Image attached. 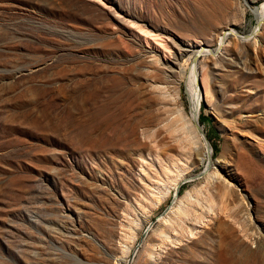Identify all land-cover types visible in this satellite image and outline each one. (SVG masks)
I'll return each instance as SVG.
<instances>
[{
  "label": "rangeland",
  "instance_id": "rangeland-1",
  "mask_svg": "<svg viewBox=\"0 0 264 264\" xmlns=\"http://www.w3.org/2000/svg\"><path fill=\"white\" fill-rule=\"evenodd\" d=\"M263 1L0 0V264H264L240 246L264 227ZM141 28L217 49L176 58L199 71L205 174L180 160L201 136L185 81L163 107ZM229 28L252 34L220 48Z\"/></svg>",
  "mask_w": 264,
  "mask_h": 264
},
{
  "label": "bare ground",
  "instance_id": "bare-ground-1",
  "mask_svg": "<svg viewBox=\"0 0 264 264\" xmlns=\"http://www.w3.org/2000/svg\"><path fill=\"white\" fill-rule=\"evenodd\" d=\"M253 11L257 17V20L262 21L264 19V1L259 6L254 8ZM257 29H258V27H255L254 31H256ZM141 30L143 32H146L144 34L145 38H144L143 44L145 45V48H144L143 53L145 55L150 56V57L156 58L158 63H159V66H160V69L156 70L155 75L153 77H151L152 79H150L151 87L159 95L160 104L163 107H165V104L169 101L172 102L170 104L177 103L178 102L177 99L179 96V86L182 83V81H185V85H186V89H187L186 91L188 93L189 101H190V114L193 118L192 120H194V122H195L196 114L199 112L200 97H201L200 96V86L198 85V83H199V71L197 69V64L193 63L190 66V70L186 71V66L183 63H181L180 61L176 62V58L181 57L182 54H184V52L188 51V50L195 52L196 54H200V53H202V54H214V53H216L217 49L213 50L212 48L205 47V46H203L204 45L203 42L195 43L193 41H186V42L183 41V42H181V44H177V45L175 44L177 47H175V49H173L174 51L171 50L176 55H171V54L168 55L165 53L166 48L164 49L165 46H164L163 42H161V40L159 39V35H157L155 33L148 32V30H145V29L143 30L142 28H141ZM254 31H253V33H254ZM224 32H225V34H224ZM251 34H252V32L248 35H241L237 31L233 30L232 28L231 29L229 28V30L219 33L216 38H217L219 47L222 48L225 40L229 36H237L241 40L247 41V40H249ZM173 46H174V43H173ZM166 50L168 52V49H166ZM158 75H159V78H157ZM160 75L162 76V78L160 77ZM200 78H201V76H200ZM179 110L182 111L183 109H179ZM194 122H193V124L191 123L193 128L195 127ZM198 137H199V140L195 141L192 146H187V145L181 146V154H183L185 156L183 158H180V160H183L186 156H188V157L194 158L195 161L202 163L203 161H205L204 160L205 158H209L211 156V146L205 145V142H203L201 140L200 135ZM178 160L173 159V162L170 163L171 166L165 165L166 166V167H164L165 171H167L169 167L176 165L175 163L178 162ZM174 161H176V162L174 163ZM217 161L219 162V160H217ZM210 167L211 166L209 165V167L205 170V172L208 171V169H211ZM220 167H222V166H220ZM222 171H224V168L222 169ZM205 172H204V174H205ZM225 173L227 174V172H225ZM229 173L231 174V172H229ZM182 174H180L179 178L175 179V181L173 182V184L171 186L173 190H176V187L178 186L179 179L180 180L184 179ZM230 174H227L228 176H225L222 174V172H220L219 170L216 169V171L213 174L209 173L207 178L210 177L213 179V181H216L219 184L221 183L225 190L233 191L234 189L232 188V186L235 183H234V180L232 178L236 179L237 177L234 175L230 176ZM205 181L207 182L206 179H205ZM240 211H242L243 213H247L248 216L250 215V219L252 220L249 204H248V206L241 205ZM141 216L145 217V219L147 218L144 214H141ZM164 218H165L164 216L159 217V219L157 220V223H158V221L160 222ZM147 219H150V218L148 217ZM253 229L255 230V233L251 237L252 244L248 245V241H244V243H241L240 246L243 249H247V251L252 255H262V254H264V227H262V226L260 228L253 227ZM166 237H168V236L166 235ZM124 245H123V247H124ZM251 246L254 247L253 251L250 249ZM116 251L117 250L111 249V252H109V255L114 256V252H116ZM150 257H151V255L148 254L147 258L149 260H150ZM116 259H118L122 264H130V262L132 261L131 259H128V258H126V256L122 255V253H121V255L117 256Z\"/></svg>",
  "mask_w": 264,
  "mask_h": 264
},
{
  "label": "water",
  "instance_id": "water-1",
  "mask_svg": "<svg viewBox=\"0 0 264 264\" xmlns=\"http://www.w3.org/2000/svg\"><path fill=\"white\" fill-rule=\"evenodd\" d=\"M258 22H261V21L258 20ZM224 34H225V32H224ZM248 34H250V33H246V34H244V35H248ZM198 55H199V54H196V56H198ZM196 59H197V58L194 57V62L196 61ZM195 127H196L197 131L201 134V136H202V138H203V140H204V142H205V145L210 146V144L208 143V141H207V139H206V137H205V135H204V133H203L202 127L200 126V124H199V122H198V113L196 114V117H195ZM210 163H211V159H210V157H209V158L207 159V162H206V164H205L204 169L199 173V175L205 172V170L209 167ZM185 180H189V178H187V179H185ZM178 187H179V185L176 187V190H175L174 196H175L176 193H177ZM154 221H156V219H154V220L152 221V223H153Z\"/></svg>",
  "mask_w": 264,
  "mask_h": 264
}]
</instances>
